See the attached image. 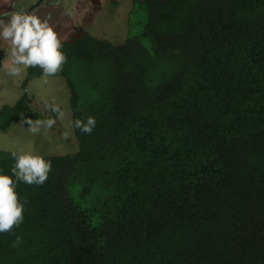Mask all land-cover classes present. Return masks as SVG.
I'll use <instances>...</instances> for the list:
<instances>
[{
	"label": "trees",
	"instance_id": "trees-1",
	"mask_svg": "<svg viewBox=\"0 0 264 264\" xmlns=\"http://www.w3.org/2000/svg\"><path fill=\"white\" fill-rule=\"evenodd\" d=\"M137 11L121 43L61 42L72 121L96 128L45 155L43 186L18 184L0 264H264V0H134L128 24ZM32 102L3 105L0 131L43 119Z\"/></svg>",
	"mask_w": 264,
	"mask_h": 264
},
{
	"label": "rangeland",
	"instance_id": "rangeland-1",
	"mask_svg": "<svg viewBox=\"0 0 264 264\" xmlns=\"http://www.w3.org/2000/svg\"><path fill=\"white\" fill-rule=\"evenodd\" d=\"M46 1L45 4L36 5L37 0H0V21L7 23L13 13L26 14L31 8L29 15L37 16L42 22L46 21L61 42L67 40L77 26L91 35L109 39L114 43H121L127 34L141 30V11L132 13L130 25L127 23L134 0ZM10 48V42L0 40V110L5 104H14L25 91L22 88L25 74L18 77L5 74L11 60ZM36 79L30 82L27 91L33 99L35 109L46 119L53 116V113L45 110V103H55L64 111V118L57 120L53 128L47 131L41 129V133L36 135L28 131V126L22 124L0 131V149L17 153L34 151L43 156L74 152L77 141L72 126L67 81L61 76L48 77L47 82ZM65 132L68 133L67 138L64 137Z\"/></svg>",
	"mask_w": 264,
	"mask_h": 264
},
{
	"label": "clouds",
	"instance_id": "clouds-1",
	"mask_svg": "<svg viewBox=\"0 0 264 264\" xmlns=\"http://www.w3.org/2000/svg\"><path fill=\"white\" fill-rule=\"evenodd\" d=\"M0 40L11 44V60L6 69V75L18 77L26 74L30 67H39L42 78L47 82L48 77H53L62 71V66L67 61L66 54L62 51V43L52 27L42 22L35 15L13 13L7 23L0 21ZM45 110L53 113L46 119H28V131L33 135L53 128L57 120L65 116L61 107L55 103H45ZM95 116L88 115L72 121L74 129H79L84 135H91L96 128ZM68 137V133H64ZM14 161L10 170L0 169V234L15 235L14 228H19L24 222L27 200L22 198L17 186L26 185L43 186L52 171V161L45 156L30 152H11ZM23 239L16 235L12 241L13 248L20 247Z\"/></svg>",
	"mask_w": 264,
	"mask_h": 264
},
{
	"label": "flooded vegetation",
	"instance_id": "flooded-vegetation-1",
	"mask_svg": "<svg viewBox=\"0 0 264 264\" xmlns=\"http://www.w3.org/2000/svg\"><path fill=\"white\" fill-rule=\"evenodd\" d=\"M47 1L46 0H37V3H36V5H40V4H45ZM32 11V9L31 8H29L28 9V12L26 13V15H29V13ZM4 17H2V19H3ZM75 28H80L79 26H77V27H75ZM94 36V35H93ZM96 37V36H95ZM99 38V37H98ZM105 39V38H104ZM28 70V69H27ZM27 70H26V74H25V78H26V76H27ZM41 78H39V77H35V78H33V79H31L29 82H28V84H27V87H26V89L25 90H27L28 91V87H29V84H30V82L32 81V80H34V79H36V78H39V79H36L37 81H39V80H41V79H43L42 78V76H40ZM54 77H56V76H54ZM25 80V79H24ZM29 93V92H28ZM29 95H30V93H29ZM20 98V97H19ZM32 106H33V108L35 109V107H34V105H33V102H32ZM3 107V106H2ZM36 111H38L37 109H35ZM38 112H40V111H38Z\"/></svg>",
	"mask_w": 264,
	"mask_h": 264
}]
</instances>
